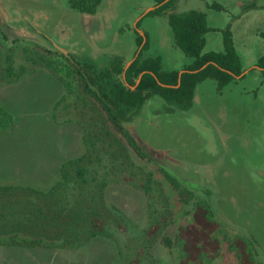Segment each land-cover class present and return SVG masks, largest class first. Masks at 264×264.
Instances as JSON below:
<instances>
[{"label":"rangeland","instance_id":"1","mask_svg":"<svg viewBox=\"0 0 264 264\" xmlns=\"http://www.w3.org/2000/svg\"><path fill=\"white\" fill-rule=\"evenodd\" d=\"M216 10L209 21L229 27L251 66L264 53V0L244 9L228 0L226 10ZM6 23L0 19V264L264 262V97L257 76L240 83L244 96L226 117H213L216 126L195 109L162 117L151 134V124L136 131L132 115L122 127L135 149L68 57L33 35L14 36ZM144 112L155 116L150 107ZM221 127L242 146L229 170L238 178L233 194L214 181ZM160 142L172 145L168 155L149 152Z\"/></svg>","mask_w":264,"mask_h":264},{"label":"crops","instance_id":"2","mask_svg":"<svg viewBox=\"0 0 264 264\" xmlns=\"http://www.w3.org/2000/svg\"><path fill=\"white\" fill-rule=\"evenodd\" d=\"M47 1V9H44L40 4L45 3L44 0H0V19L6 20L7 28L14 36L26 38L33 35L35 38L31 39L40 41L42 45L52 44L63 57H71L80 63L89 64L96 71L110 69L117 61L125 68L130 61H133L141 51L139 50L140 46L137 48L135 41L136 32H138L142 36L146 35L148 40L147 48L142 51L141 60L159 57L163 70H178L180 72L184 66L192 62V58L187 57L176 46L173 31L169 26V15H182L190 11L203 12L208 27L223 29L209 21V14L218 13V10L211 6L212 4L220 5L226 10L228 0H213V2H210L211 0H173L167 9L150 16L145 14L142 16V14L152 11L151 8L155 7L154 0H100L93 14L82 13L72 8L69 0ZM58 1H61L62 4L59 5ZM229 1L236 8L244 9L252 5L257 6L259 0ZM137 23H139L138 27H136ZM16 31L18 34L15 33ZM143 39H145L144 36ZM204 40V52L223 51V38L220 31L206 32ZM232 40L236 50L234 37ZM236 52L239 53L237 50ZM238 56L244 74L235 77L221 91L217 90V81L214 78L204 79L195 87L187 108H181L172 102L163 103L157 99V97H161L156 94L149 96L132 116V119H135L138 124L135 130L139 132V127L151 124V127L148 126L146 129L151 134L155 133L159 131L162 117L168 119L171 115L195 109H199L201 115L207 120L210 119L216 126L213 117H226L232 109L236 108V103L241 101L240 98L246 92L240 83L248 79L249 76H257L261 80V92L264 97V80L261 70L255 65L260 56L251 66H245L240 54ZM123 73L122 77H124ZM250 102L254 103L255 101L250 100ZM147 107L152 108L155 116L144 112ZM149 116L152 117L150 123L146 119ZM123 124L128 125V123ZM221 126L225 125L222 123ZM222 127L220 136H216L218 142L215 155L218 161L221 160V164L214 181L216 185L220 184V187L226 188L225 185L231 186L238 182V178L235 180L233 177L234 171L230 176V171L233 169L231 161L234 160V153L238 150L241 151L242 146L237 142L234 133L222 131ZM228 128L226 126V129ZM155 138H158L157 134H153V139ZM153 146L155 150L167 155L169 154L168 150L172 147L167 142H160L158 146ZM257 185L255 184L253 187ZM229 193L233 194L232 189ZM250 197L255 196L250 195ZM254 199H251V202Z\"/></svg>","mask_w":264,"mask_h":264},{"label":"trees","instance_id":"3","mask_svg":"<svg viewBox=\"0 0 264 264\" xmlns=\"http://www.w3.org/2000/svg\"><path fill=\"white\" fill-rule=\"evenodd\" d=\"M99 2L100 0H69L72 8L89 14L95 13ZM172 2L173 0H154V5L157 7L145 15L159 14L167 9ZM211 6L216 9L222 8L217 4H212ZM138 25L139 23H137L136 27ZM169 26L173 31L176 46L187 57L192 58V62L183 68L185 71L181 74L178 87H174L178 81V70H163L159 57L141 60L142 51L147 48L148 40L146 35H143L145 42L142 45L143 36L138 32H136V46L138 48L142 45V49L125 70L124 66L117 61L110 69L96 71L93 66L80 63L68 57L87 90L97 97L111 120L122 129L129 144L135 149H139L137 142L122 126L124 122L128 121L137 112L138 108L149 96L156 94L167 102L176 103L181 108H187L199 82L209 77L214 78L217 81V90L221 91L224 86L243 72L229 27L222 29L223 51L204 52V34L213 30V28L207 26L203 12L190 11L182 15L170 14ZM208 62L214 64H208L204 69L193 72ZM255 65L261 68V76L264 80V54L257 59ZM123 71L124 77H122ZM143 71L146 73L142 75L138 85L132 89L135 86L138 75ZM151 73L161 84L167 87L158 85ZM96 87L100 89V92L94 90ZM247 238L256 251L255 241L250 237ZM162 242L165 247L169 249L172 247L170 236L164 235ZM258 264H264V262H258Z\"/></svg>","mask_w":264,"mask_h":264},{"label":"water","instance_id":"4","mask_svg":"<svg viewBox=\"0 0 264 264\" xmlns=\"http://www.w3.org/2000/svg\"><path fill=\"white\" fill-rule=\"evenodd\" d=\"M156 7H157V6L151 8V10L155 9ZM147 12H148V11H146L145 13H143L142 16H143L144 14H146ZM144 41H145V39H143V43H142V45L144 44ZM142 45L139 47V50H141ZM131 62H132V61H130V62L128 63V65L124 68V70H125L130 64H131ZM208 64H214V63H212V62H208V63L204 64L202 67H200L199 69H197V70H195V71H193V72H198L199 70L204 69ZM258 69L261 70V68H258ZM221 70H224V69H221ZM184 71H185V70H182V71L179 72V74H178L177 85H175L174 87H178V86L180 85V77H181V74H182ZM145 73H146V72L143 71V72H141V73L138 75V77H137V79H136V82H135V86L132 87L133 89L138 85V83L140 82V79H141L142 75L145 74ZM151 74H152V73H151ZM243 74H244V73H242L240 76H242ZM152 75H153V74H152ZM123 76H124V73H123ZM153 76H154V75H153ZM240 76H239V77H240ZM154 77H155V76H154ZM155 79H156V77H155ZM156 81H157L158 85H161V86L167 87L166 85L161 84L157 79H156ZM134 139H135V138H134ZM136 139L139 140V138H137V136H136ZM135 141H136V140H135ZM140 143H141V142H140ZM143 145H144V144H143ZM148 150H149V152L152 153V154H161L159 151L154 150V149H151V148H148Z\"/></svg>","mask_w":264,"mask_h":264}]
</instances>
